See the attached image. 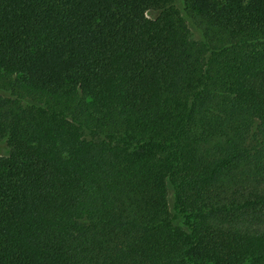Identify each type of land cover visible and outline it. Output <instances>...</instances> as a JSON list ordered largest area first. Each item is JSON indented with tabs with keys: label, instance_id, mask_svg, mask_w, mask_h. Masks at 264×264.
<instances>
[{
	"label": "trees",
	"instance_id": "16d2710c",
	"mask_svg": "<svg viewBox=\"0 0 264 264\" xmlns=\"http://www.w3.org/2000/svg\"><path fill=\"white\" fill-rule=\"evenodd\" d=\"M0 146V264H264V0H0Z\"/></svg>",
	"mask_w": 264,
	"mask_h": 264
},
{
	"label": "rangeland",
	"instance_id": "374dc122",
	"mask_svg": "<svg viewBox=\"0 0 264 264\" xmlns=\"http://www.w3.org/2000/svg\"><path fill=\"white\" fill-rule=\"evenodd\" d=\"M173 3L175 5V7L179 10L182 11L184 8V0H173ZM188 26L190 28V31L193 35L194 39H198V33L197 31L193 28L192 24L190 22H188ZM5 153V150L3 147L0 146V155H3Z\"/></svg>",
	"mask_w": 264,
	"mask_h": 264
}]
</instances>
